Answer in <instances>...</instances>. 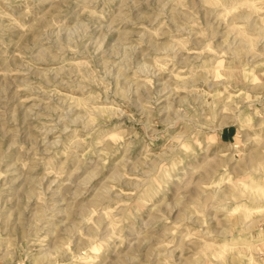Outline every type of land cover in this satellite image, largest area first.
<instances>
[{"label": "rangeland", "instance_id": "374dc122", "mask_svg": "<svg viewBox=\"0 0 264 264\" xmlns=\"http://www.w3.org/2000/svg\"><path fill=\"white\" fill-rule=\"evenodd\" d=\"M0 264H264V0H0Z\"/></svg>", "mask_w": 264, "mask_h": 264}]
</instances>
